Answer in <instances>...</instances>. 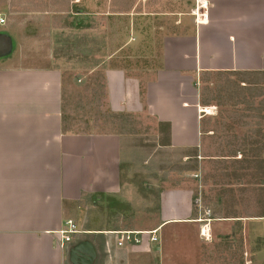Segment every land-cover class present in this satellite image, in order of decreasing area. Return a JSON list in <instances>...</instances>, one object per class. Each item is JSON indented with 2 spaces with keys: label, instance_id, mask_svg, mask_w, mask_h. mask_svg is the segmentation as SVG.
<instances>
[{
  "label": "crops",
  "instance_id": "obj_1",
  "mask_svg": "<svg viewBox=\"0 0 264 264\" xmlns=\"http://www.w3.org/2000/svg\"><path fill=\"white\" fill-rule=\"evenodd\" d=\"M196 5L205 8L206 17L199 16L190 32L162 38L161 66L145 82L142 96L138 77L113 68L104 74L111 111L138 113L145 107L157 124H170L173 148L198 145L205 73L256 72L259 85H264V0H196ZM4 24H0V264H142L140 254L153 257L154 264H226L212 250L223 249L235 237L245 255L243 264H264V218H212L211 239L206 241L199 236L202 223L187 187L160 193L157 222L151 229L176 225L177 230H171L168 245L158 235L156 248L148 254L136 253L140 247L115 246L111 231L138 230L125 227L123 220L99 225L88 215V222L81 223L86 217L83 209L93 207L94 197L122 194L123 137L115 132L63 130L61 70L16 65L8 52L11 39ZM67 219L79 231L61 250L58 231ZM83 242L90 245L85 248L89 255L71 259L72 247Z\"/></svg>",
  "mask_w": 264,
  "mask_h": 264
},
{
  "label": "rangeland",
  "instance_id": "obj_2",
  "mask_svg": "<svg viewBox=\"0 0 264 264\" xmlns=\"http://www.w3.org/2000/svg\"><path fill=\"white\" fill-rule=\"evenodd\" d=\"M195 8L196 0H0L3 29L11 39L8 52L16 65L61 70L66 126L123 137L122 194L94 197L93 207L83 209L86 217L81 223L88 222L89 215L95 224L120 219L125 227L149 230L157 222L160 193L175 187L190 188L193 197H200L202 206L211 210L210 216L216 213L213 204L218 193L221 208L234 211L235 217L256 215L264 205V150L254 154L263 162H243L253 156L249 142H263L264 85L246 90L234 74L203 79L200 90L205 88L210 104L202 110L208 112L199 127L196 161L179 158L173 147L160 148L166 134H160L145 107L138 113L113 112L108 107L105 71L121 69L138 77L140 90L144 88L161 66L162 38L192 31ZM78 9L82 11L77 13ZM186 163L196 169H183ZM193 207L197 214L194 202ZM224 212L216 213L217 218H232ZM174 227L157 232L167 245ZM197 228L195 224L193 230ZM232 242L214 248L213 255L221 263L243 264L245 255L236 246V237ZM141 252L140 248L136 253ZM140 256L142 264H154L153 257Z\"/></svg>",
  "mask_w": 264,
  "mask_h": 264
},
{
  "label": "built area",
  "instance_id": "obj_3",
  "mask_svg": "<svg viewBox=\"0 0 264 264\" xmlns=\"http://www.w3.org/2000/svg\"><path fill=\"white\" fill-rule=\"evenodd\" d=\"M204 6L203 4H200ZM205 8H200L196 5L195 10L193 11L194 15L196 16L195 22L198 23V17H206ZM200 15H199V14ZM5 23V18L0 17V24ZM212 108V107H210ZM200 113H205V111H201ZM195 177L198 174H194ZM195 206L197 207V220L202 223L201 228L199 230V236L202 237L204 240H210L211 233H210V209H206L201 204V198L195 197L193 199ZM78 230L76 223L73 222L71 219H67L65 221V226L59 229V240L57 241L58 247L63 250L66 248L67 244L71 242L72 235L76 233ZM158 228L149 229V230H133V229H123L118 231H111L112 234L115 235L114 244L116 247H140L144 252H151L155 249V245L158 243V235H157ZM138 248V249H140Z\"/></svg>",
  "mask_w": 264,
  "mask_h": 264
},
{
  "label": "trees",
  "instance_id": "obj_4",
  "mask_svg": "<svg viewBox=\"0 0 264 264\" xmlns=\"http://www.w3.org/2000/svg\"><path fill=\"white\" fill-rule=\"evenodd\" d=\"M82 9H78L76 12L79 13L81 12ZM76 13V14H77ZM207 74V75H206ZM214 74H234L236 75L237 77H239V82H244L245 83V88L246 90H252V89H256V85H259V79L256 77L255 74H258L256 72H240V71H231V72H215ZM253 74V76L251 75ZM209 75H211V73H205V76H203V79L208 77ZM207 79V78H206ZM207 81V80H206ZM142 85V83H140ZM205 88H201L200 90V102H201V105L203 106H207L210 104V99L208 97V95L206 94V91H204ZM144 93V88H141L140 90V94L143 95ZM263 102L262 104H264V97L263 99H261ZM243 103V102H242ZM158 126H159V132L160 134L162 132H164L166 134V137H165V140L162 141L161 145H160V148H170V141H169V136H170V124L168 122H164V123H158ZM63 130L65 131H68V130H71L70 128V125L69 126H66V122L63 118ZM262 136H264V134H262ZM263 142L261 143V141H258V140H255V141H251L249 142V145L251 146L250 148V151L252 153V157H250V159H246L244 158L243 159V162L247 163L248 165H250L251 163H261L263 162L262 160L263 159H260V157H258V155H256V157H254V154H258L260 151L259 150H264V138L262 140ZM257 144H260L259 147L255 148L253 147V145H257ZM174 149V148H173ZM174 150L176 151H179L178 154V157L181 158V157H187L186 160H189V159H193V161H196V156H197V147H188V148H175ZM233 154L231 155H234V153L236 152V149L232 151ZM254 158V159H253ZM256 158V159H255ZM180 160V159H179ZM236 162H239L238 159H235ZM256 160V161H255ZM235 162V161H234ZM259 168H261V166H259ZM183 169H188V170H192V169H196V167L194 165H187L186 163V166L183 165ZM245 190V189H243ZM225 192L223 191L222 194H224ZM218 198L216 199V202L213 204L214 207H215V212L216 213H220L222 212L223 210H225L224 212V215L226 217H235V212L234 211H229V210H226L225 207H222L220 206L221 202V194L218 193ZM194 199V197H193ZM262 208L259 207V209H257L258 211H256V215H250V216H259V217H264V205L261 206ZM194 208V207H193ZM194 211V209H193ZM195 213V211H194ZM216 213H214L211 218H217V217H220V216H216ZM258 214V215H257Z\"/></svg>",
  "mask_w": 264,
  "mask_h": 264
},
{
  "label": "water",
  "instance_id": "obj_5",
  "mask_svg": "<svg viewBox=\"0 0 264 264\" xmlns=\"http://www.w3.org/2000/svg\"><path fill=\"white\" fill-rule=\"evenodd\" d=\"M83 244L81 243L80 245H77V246L75 245L74 247H72V249L70 250L71 259H74V257H72L73 255L80 254V253L86 256L89 255V253L86 252L87 250L85 248L90 247V245L87 242H83Z\"/></svg>",
  "mask_w": 264,
  "mask_h": 264
},
{
  "label": "bare ground",
  "instance_id": "obj_6",
  "mask_svg": "<svg viewBox=\"0 0 264 264\" xmlns=\"http://www.w3.org/2000/svg\"><path fill=\"white\" fill-rule=\"evenodd\" d=\"M204 110L203 108H201V111ZM206 112V111H205Z\"/></svg>",
  "mask_w": 264,
  "mask_h": 264
}]
</instances>
